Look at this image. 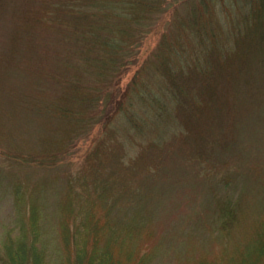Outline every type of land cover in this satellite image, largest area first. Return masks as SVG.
<instances>
[{"label": "rangeland", "instance_id": "rangeland-1", "mask_svg": "<svg viewBox=\"0 0 264 264\" xmlns=\"http://www.w3.org/2000/svg\"><path fill=\"white\" fill-rule=\"evenodd\" d=\"M46 3L0 0V264L4 242L17 235L19 215L27 210L30 199L37 201L41 212L42 240L49 248L50 264L63 258L59 223L64 205L71 200L81 203V182L76 179L93 169L118 179L114 184L110 180L106 195L113 202L103 204L96 198L92 211L99 223L108 218L116 225L113 229L104 223L100 232L121 264H208L237 254L264 217V93L244 114L235 113L231 106L178 116L181 125L174 121L172 132L153 150L147 149L148 138L156 133L149 121L150 104L138 100L134 123L121 117L104 128L98 118L82 132H54L58 122L39 111L35 101L58 99L60 74L67 70L66 61L77 47L63 38V27L42 20ZM172 9L165 31L168 39L183 46L173 47L176 55L190 51L195 40L188 28L179 26L189 4ZM196 10L195 26H225L231 15L219 4L215 14L212 8L206 13L200 7ZM161 13L146 18L150 29L138 49L139 61L159 37ZM224 58L222 73L228 65ZM259 62V54L252 50L245 74L257 73L264 66V60ZM133 64L121 67L106 88L125 87L135 71L137 64ZM151 78L149 74L141 77ZM114 148L116 158L111 154ZM89 149L95 152L89 154ZM21 152L31 154L16 158ZM38 155L45 157L44 164L36 159ZM224 177L228 185L220 181ZM17 184L28 190L26 205L14 203ZM91 192L94 196L97 190ZM135 193H140V199L131 197ZM213 195L229 196L239 203V218L226 230L220 229ZM107 210L111 217L104 216Z\"/></svg>", "mask_w": 264, "mask_h": 264}, {"label": "trees", "instance_id": "trees-1", "mask_svg": "<svg viewBox=\"0 0 264 264\" xmlns=\"http://www.w3.org/2000/svg\"><path fill=\"white\" fill-rule=\"evenodd\" d=\"M184 3H188L190 9L187 16L180 19L179 26L188 28L195 43L190 51L174 55L173 47L183 46L178 40L168 39L165 25L171 19L170 9ZM218 4L231 13L225 26L222 23L215 27L195 26L197 8L204 13L212 8L215 12L210 13L215 14ZM158 11L162 12L158 16V26L162 27L157 32L159 37L139 61L138 49L144 33L150 29L146 18ZM42 20L63 27V38L77 47L66 61L67 70L60 74L58 99L35 101L39 111H45L53 122H58L53 125L54 132L66 130L69 133L74 129L82 132L86 124L98 118L104 128L121 117L134 123L139 116L138 100L143 105L150 104L149 121L156 133L148 138L146 147L153 150L172 132L174 121L177 127L181 125L177 123L178 116H191L211 107L228 110L231 106L236 109L235 113L244 114L264 93V66L258 67L257 73L245 74L252 50L259 54V63L264 60V0H249L248 4L241 0H47ZM224 55L227 56L223 59L228 64L224 70L227 76L222 73ZM127 62L137 64L131 80L125 87L116 85L107 89L106 83L116 78ZM145 74L151 75V80L141 79ZM96 148H100V144ZM95 149H89L88 153ZM101 151L102 155L106 154L105 147ZM112 153L116 158L115 148ZM29 154L21 152L15 157L24 159ZM36 159L44 164L43 155ZM96 166L100 168L99 164ZM84 176L76 179L81 182V203L71 200L64 205L66 209L59 223L63 258L57 262V257L53 264H121L100 232L105 228L104 223L113 229L116 225L108 218L99 223L100 218L96 219L92 211L96 198L103 204L113 202L106 195L111 188L110 180L114 184L118 179L110 173L101 175L96 169ZM220 181L223 185L229 184L225 177ZM15 186L14 203L26 205L28 190L20 184ZM91 189L97 190L94 196ZM140 196L135 193L131 197L140 199ZM212 197L216 201L220 229L226 230L239 218V203L225 195ZM104 216L111 217L109 210ZM41 217L37 201L30 199L27 210L19 215L17 235H10L7 243L4 242L2 264H50L49 248L42 240ZM260 220L261 225L255 226L251 239L240 253L208 264H264V217Z\"/></svg>", "mask_w": 264, "mask_h": 264}]
</instances>
